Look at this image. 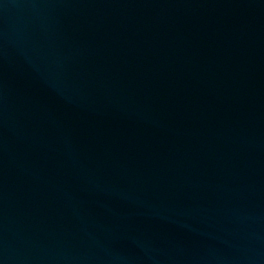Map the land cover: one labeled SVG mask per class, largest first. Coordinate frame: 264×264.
<instances>
[{"label": "water", "instance_id": "obj_1", "mask_svg": "<svg viewBox=\"0 0 264 264\" xmlns=\"http://www.w3.org/2000/svg\"><path fill=\"white\" fill-rule=\"evenodd\" d=\"M262 235L264 0H0V264Z\"/></svg>", "mask_w": 264, "mask_h": 264}]
</instances>
